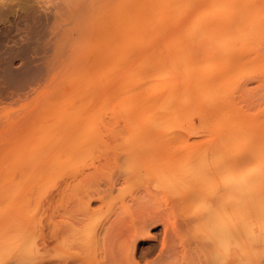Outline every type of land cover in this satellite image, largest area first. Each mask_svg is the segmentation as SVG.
I'll return each mask as SVG.
<instances>
[{"label": "rangeland", "instance_id": "1", "mask_svg": "<svg viewBox=\"0 0 264 264\" xmlns=\"http://www.w3.org/2000/svg\"><path fill=\"white\" fill-rule=\"evenodd\" d=\"M144 1H6L14 9L0 16V264H264V216L245 227L256 238L250 249L246 234L245 247L223 243L216 235L224 219L194 212L205 203H186L135 173L140 163L123 149L128 126L102 98L72 101L99 65L116 19ZM229 2L234 32L243 28L237 38L255 51L235 52L252 59L235 69L233 94L251 113L264 106V0ZM88 102L80 122L92 135L66 150L59 134L68 117L61 119L71 104ZM188 119L199 123L198 115ZM57 137L64 151L55 155Z\"/></svg>", "mask_w": 264, "mask_h": 264}, {"label": "bare ground", "instance_id": "2", "mask_svg": "<svg viewBox=\"0 0 264 264\" xmlns=\"http://www.w3.org/2000/svg\"><path fill=\"white\" fill-rule=\"evenodd\" d=\"M230 3L145 0L132 14L119 16L99 65L87 82L83 80L86 85L76 89L72 101L102 98L111 115L128 126L130 144L123 149L132 148V160L140 163L135 173L153 186L179 194L186 203H205L194 210L200 219L223 218L218 239L247 250L256 238L248 237L245 227L253 217L264 216V106L248 113L234 100L235 69L252 60L247 63L237 56L253 52L254 47L237 38V30L243 28L236 25L234 32ZM5 4L0 0L2 19L14 9ZM235 39L241 41L237 49ZM86 104L82 109L71 104L70 113L61 119L67 121V127L61 124L64 134H59L65 136L66 150L81 147L92 135L91 124L80 122L91 108ZM194 114L198 124L188 119ZM78 135L84 138L77 140ZM59 139L54 141L55 155L64 151L65 143L59 144ZM72 139L79 146L76 141L74 147L68 146ZM242 234L250 239L245 246Z\"/></svg>", "mask_w": 264, "mask_h": 264}]
</instances>
